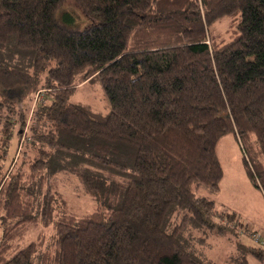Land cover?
Returning a JSON list of instances; mask_svg holds the SVG:
<instances>
[{
  "label": "trees",
  "instance_id": "1",
  "mask_svg": "<svg viewBox=\"0 0 264 264\" xmlns=\"http://www.w3.org/2000/svg\"><path fill=\"white\" fill-rule=\"evenodd\" d=\"M95 79L107 115L70 100ZM0 119V264H35L47 230L39 264H209L185 239L215 227L197 190L222 136L264 194V0H0Z\"/></svg>",
  "mask_w": 264,
  "mask_h": 264
},
{
  "label": "rangeland",
  "instance_id": "2",
  "mask_svg": "<svg viewBox=\"0 0 264 264\" xmlns=\"http://www.w3.org/2000/svg\"><path fill=\"white\" fill-rule=\"evenodd\" d=\"M224 28L225 25L220 27ZM38 98L39 94H36L34 99L25 100L27 112L33 110L36 102L45 97L42 95L39 100ZM70 100L75 104L89 106L103 115L109 114L111 110L99 79L79 86ZM17 145V136H13L7 149L6 167L17 156ZM217 154L223 170L219 187L212 189L200 186L197 190L199 196L215 202V212L212 215L215 227L206 231L192 230L191 236L186 235V245L192 254L209 264H263L249 249H264V194L249 179L244 165V151L240 141L232 133L221 137ZM69 182H72V188L68 185L61 186L60 181L59 187L61 190L62 187H68L67 199L72 210L83 213L100 208L90 195L77 190L73 193V181ZM220 228L224 232H220ZM39 232L42 233V227L31 228L27 241L36 239ZM51 233V230L46 231V246L40 248L33 257L35 264H39L41 252L52 244Z\"/></svg>",
  "mask_w": 264,
  "mask_h": 264
}]
</instances>
